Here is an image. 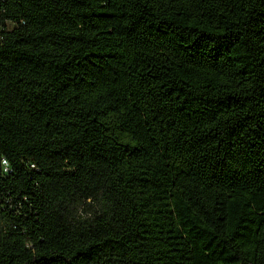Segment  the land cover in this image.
<instances>
[{"label":"trees","instance_id":"trees-1","mask_svg":"<svg viewBox=\"0 0 264 264\" xmlns=\"http://www.w3.org/2000/svg\"><path fill=\"white\" fill-rule=\"evenodd\" d=\"M0 264H264V0H0Z\"/></svg>","mask_w":264,"mask_h":264}]
</instances>
